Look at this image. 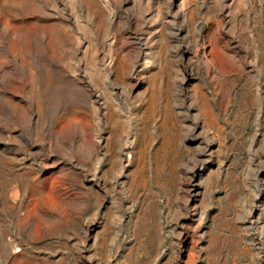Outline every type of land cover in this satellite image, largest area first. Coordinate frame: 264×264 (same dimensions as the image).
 Instances as JSON below:
<instances>
[{
    "label": "rangeland",
    "instance_id": "374dc122",
    "mask_svg": "<svg viewBox=\"0 0 264 264\" xmlns=\"http://www.w3.org/2000/svg\"><path fill=\"white\" fill-rule=\"evenodd\" d=\"M0 264H264V0H0Z\"/></svg>",
    "mask_w": 264,
    "mask_h": 264
}]
</instances>
